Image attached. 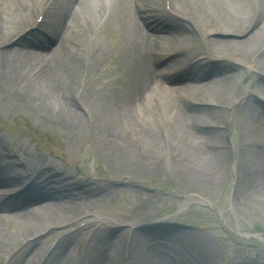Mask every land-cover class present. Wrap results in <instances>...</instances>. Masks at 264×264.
I'll return each mask as SVG.
<instances>
[{
    "label": "rangeland",
    "instance_id": "rangeland-1",
    "mask_svg": "<svg viewBox=\"0 0 264 264\" xmlns=\"http://www.w3.org/2000/svg\"><path fill=\"white\" fill-rule=\"evenodd\" d=\"M198 1L205 8L206 2ZM156 3L159 8H164V0H157ZM238 7L237 10L233 9L242 16L243 10L248 11L245 13L246 19L243 21L241 30L240 27H232L238 31L232 33L236 39H225L227 37L218 35L219 32L212 33L211 29L223 27L216 21L210 22L208 18L198 19V21L187 20L183 16L188 15L181 9L183 16L180 19H176V16L173 15L167 17L163 13L156 14L164 17L167 24L163 26L171 31L167 35H163V32L153 33L162 35L160 39L156 38L158 41L154 40L156 45L160 48L166 46L170 49V52L165 49L162 51L157 62H153L154 66L163 68L161 65L159 66V63L165 59L164 56L180 51L187 57L203 50L208 58L189 69L171 70L173 72L169 70L172 84L180 88L179 91H173L164 96L169 104L165 102L164 105L159 106L156 99L149 97L147 101H151V103L147 107L140 108L143 119L145 118L149 123L145 122L146 125L148 128L150 125L151 130L157 136V148L162 157L155 168L138 167L135 165V160L132 158L130 161L131 158L128 154L125 155L123 150L111 148L107 137L99 138L88 128H85L80 134L78 131L77 134L75 131L70 132L60 126L45 124L40 114L35 113L29 107L33 104L29 101L25 102L24 95L27 93L21 95L27 88V82L24 85L21 82L17 85L11 84L7 86L10 90L0 91V136L4 138V142H0V148L3 146L5 150H13L28 159V166L21 165L25 169L35 166L37 164L36 156L43 154L47 160L45 162L56 166L63 164L74 176L81 172L83 180L88 179L90 183L95 182L105 190H98L91 197L86 196L83 201H89L94 206L89 211L71 218L64 227L68 231V236L75 231L78 233L80 228L84 229L78 233V239L73 240L74 243L71 240L72 244L67 252L71 259L76 255L79 242L87 248L96 250V253L100 255V260H103L104 256L106 264H170L172 262L169 260L172 258L166 253L169 249L163 246L158 250L157 246H150L148 242L176 243L178 244L177 248H182L183 246L178 242L187 245V240H193L192 243L195 242L193 250L197 251V256H199L195 261L184 257L187 262H195V264H264V96L260 95L262 86L264 87V72L256 71L252 66H249L254 65L252 63L254 55L245 59L243 55H238L239 50L251 49L252 44L231 43L224 44L228 45V47H224L217 43L210 44L209 41L212 38L225 41L243 40L251 30L254 29L257 33L263 28L264 16L262 14L256 18L253 17V14L250 17L251 11L248 6L243 9L242 6ZM207 12L209 13V10ZM170 21H173L174 24ZM105 26L111 36L97 41V44H105L110 54L109 58L105 64L100 63L92 72H86L81 77L77 76L74 88L76 90L82 88L78 86V83L81 86L84 84L89 86L94 92V99L98 106H102L110 98L112 91L121 88L126 79V71L122 65L126 54L120 47L124 41L122 33L119 31L118 22L107 21ZM192 26L199 30L196 34L194 33L195 36L192 39L189 40L177 34V31L183 28L189 30L184 32H190ZM31 28H33L32 31ZM25 30L28 34L25 35L23 41H18L15 46L12 39L11 46H15L17 51L24 47L23 51H25L24 54H27V58L33 54L27 53L28 50L25 48L44 52L39 56L43 60L45 55L52 53L58 45L45 26L36 28V24L32 22ZM172 32L175 37L169 35ZM263 34L264 31L260 32L258 39ZM78 42L84 44V47L81 45V49L84 51L87 46L86 40L80 37ZM89 47L90 45L88 49ZM244 53L242 52V54ZM239 57L244 61H239ZM21 59L22 55L16 53L15 62L19 68L17 74L26 76L30 73L32 66L29 65L21 69L24 66ZM174 62L178 63V61ZM197 76H201V78ZM191 77L194 78V81L190 80ZM28 83H31V80ZM247 102L250 106H244ZM176 106L183 109L189 116L183 118L174 112L176 114L170 120L169 114H173L172 109ZM252 107L259 108L256 113L260 116H255V113L250 112L253 110ZM210 112L213 114L210 115ZM181 123L186 131L180 133L177 128ZM28 126L30 130H28ZM209 131L216 133L214 137L223 145L220 147L223 150L218 151L221 155L216 157L212 164L218 166L216 171L209 172L204 167L199 179H196V175L190 176V178L179 176L178 165L176 166L175 162L183 152L179 154L178 151L186 150L181 147L191 143V138L186 137L185 134L187 132L196 134L197 142H199V134H206ZM259 138L263 141L261 142ZM171 150H175V152H171ZM189 154L186 151L182 155L189 162L188 166L191 165L190 158L188 159ZM124 157L127 163H123ZM194 157H197V154H194ZM107 158L115 165L118 164V167L111 166ZM211 158L212 156H210ZM197 160H199L197 163L201 164L202 160L199 156ZM199 169L201 170V168ZM207 172L209 173L207 174ZM107 181L111 182L106 184ZM112 182H115V187H110ZM251 195H256V198L260 199V204H257ZM192 196L202 200H189ZM98 212L109 214L123 223V227H120L116 235L112 234L113 231L104 233L109 240L107 246H111L115 242L117 247L120 246L118 251L122 246L124 247V254L120 258L116 257L118 252L116 255L114 252H109L112 257H116L115 261L105 255L107 250L102 249L104 245L102 239L96 242L88 240L91 236L101 237V234L98 236L96 234L100 230L106 231L109 228L105 221H96ZM129 219L135 224L144 225V227H141L140 231L133 230L132 225L128 223ZM17 222L14 221L7 231H15L14 241L18 245L21 240L28 237L26 240L28 243L25 244L29 246V242L35 237H32L30 232L22 233V224ZM161 223L163 226H160ZM182 228L193 235L187 237V235L180 234L179 231ZM129 230L131 233H128ZM56 231L57 229L53 227L43 230L36 237L38 241L35 245L49 246L50 239H55L48 252L52 255L57 247V237H63V234L57 235ZM64 237L68 238L66 235ZM138 240H140V244H137ZM23 245L20 244L16 248V257L22 252ZM60 245L58 244V246ZM1 246L3 243L0 241V253L2 254L4 247ZM133 248L135 249L133 250ZM26 249L22 254L31 263L33 253L31 250L26 253ZM128 249L129 260L127 261L125 253ZM53 258L50 257L49 261ZM87 259H90V256L86 257ZM78 261L76 259L77 263ZM89 262L91 261L89 260L88 264ZM180 263V260H176L175 264ZM55 264H66V261L63 260L61 263L56 261Z\"/></svg>",
    "mask_w": 264,
    "mask_h": 264
},
{
    "label": "bare ground",
    "instance_id": "bare-ground-1",
    "mask_svg": "<svg viewBox=\"0 0 264 264\" xmlns=\"http://www.w3.org/2000/svg\"><path fill=\"white\" fill-rule=\"evenodd\" d=\"M155 1L0 0V91L10 90L7 88L8 85H17L20 82L24 85L27 82V88L24 90L25 93L23 91L21 95L27 93V95H24L25 102L29 101L33 104L32 106H28L32 111L40 114L45 124L55 127L60 126L70 132L75 131L77 133L79 131V134L85 128H88L99 138L107 137L110 141L109 143H111V148L123 150L124 154H128L129 158H131L130 161H132V158L135 160V165L138 167L150 166L155 168L162 156L157 148L158 140L155 135L156 133L151 130L150 125L149 128L146 125L145 122L147 121L145 118L143 119L140 108L147 107L151 103V101H147L149 97L156 99L159 106L164 105L165 102L169 104L164 96L169 93L171 94L173 91H179L180 88L167 79L166 72L175 67L176 63L174 61H178L180 64L185 56L176 55L177 57L175 58L172 55L169 59H165L167 61L164 64L165 68H157L153 65V62L158 59L164 49L170 52L168 47L164 46L160 48L154 42L156 38L160 39L162 35H153L151 31L162 28H154L152 24H148V21H151L149 19L152 17L151 14L157 10L154 4ZM204 1L206 2L205 8L200 5L201 3L198 0H165V3L166 6H170V10H167L168 12L173 11L183 16L180 9L184 10V13L188 16L183 17L189 21L205 20L208 18L210 22L216 21L217 24L220 23L223 27L211 29V32H219L218 35H226L227 38L225 39H236V36L232 33L238 31L232 29V27H240L241 30L243 21L246 19L245 13L248 10H243L242 13L244 14L242 16L239 12L235 11L239 8L238 6H242V9L248 6L251 11L250 17H252V14L254 18L261 14L264 16V0H247L246 2L243 0ZM208 10L209 13L207 12ZM41 15H43L41 23H45L47 31L51 33L58 45L52 53L46 54L43 60L39 56L44 54V52L25 48L28 50L27 53L33 54L27 58V54H24L25 51H23L24 47L19 48L18 52L15 49L17 42L14 47L8 45V43L14 37L19 36L32 22L35 24ZM30 18L31 20H29ZM107 21L118 22L119 31L122 33L124 43L120 47L126 54L125 60L122 62L126 71V79L121 88L112 91L110 98L102 106H98L94 99V92L89 86H86V84L81 86L78 83V86L82 88H78L77 90L74 88L77 76L80 75L81 77L86 72H92L100 63L103 62L105 64L109 58L110 54L105 44H97V41L111 36V33L106 31L107 26H105V23ZM146 22L148 26H146ZM96 28L98 29V33ZM186 29L178 30L177 34L190 40L195 36L194 33L199 32L193 26L190 32H184L189 31ZM263 31L264 25L257 33H255L254 29L251 30L248 35H245L243 40L225 41L223 39L212 38L209 41L210 44L217 43L224 47H228V45L224 44L231 43L237 45L252 44L253 47L251 49H247L246 51L239 50L238 55H243L244 59L254 55L255 58L252 59L254 65L249 66H252L256 71L262 70L264 72V34L258 39L260 37L259 33ZM173 33L169 35L175 37L172 35ZM94 35L96 36L94 37ZM80 37L87 42L84 51L81 49V45L84 47V44L78 42ZM20 38L19 40L22 42L23 40ZM88 44L90 45L89 49ZM242 52L245 53L242 54ZM16 53L22 55L21 62L24 66L20 67L21 69L29 65L32 66L30 73L26 76H19L17 74V69L19 68L15 62ZM203 55L204 52L201 51L200 54L187 56V63L200 62L203 59ZM198 57L202 58L196 60ZM173 59L175 60L173 61ZM244 59L239 57V61L241 62ZM27 77L28 79H26ZM29 80H31V83H28ZM261 94L264 96L263 86ZM244 106H250L249 102ZM252 108L253 110L250 112L255 113V116H260L256 113L259 108ZM172 110L173 114H169L170 120L173 119L176 113L183 118L184 116H189L178 106ZM211 112L209 113L210 115L213 114ZM182 126H184L183 123L177 128V131H180V133L186 131ZM171 130L173 129L171 128ZM185 135L191 138V143L185 147H181V149L185 148L186 150L178 151V153L182 154L183 152L184 154L186 151L189 152L188 159L190 158L191 165L188 166L189 162L182 156L183 154L178 156L179 162H175L176 166L180 167L179 169L177 168L179 171L178 175L189 178L196 175V179H199V175L202 174L204 167L209 172H215L218 166L216 167L212 164L215 158L221 155L218 151L223 150L220 149L223 145L214 137L216 133L209 131L206 134H199V142H197L196 134L193 135L187 132ZM0 141L4 142L2 136H0ZM260 141L262 142L263 139H260ZM171 152H175V150H171ZM194 154H197V157H194ZM2 155L7 159H12L11 157L15 156L16 161L10 160L8 165L0 167V184L7 186L6 191L12 192L10 195L4 194L6 196L0 194V241L3 243L1 247H4V252L0 253V264H2L3 258L20 246V244L28 243L26 241L28 237H26L18 245L14 241L15 231H7V228L11 227L14 221L22 224V233L30 232L31 236L35 238L29 242V246L27 244L22 246V251L25 248H27L26 253L30 250L32 251L31 253L33 254H30L32 263L29 262L24 254H20L17 259L14 257L13 259L16 260H12L10 264H55L56 261L61 263L63 260L66 261V264H85L86 257L88 256H90V261H93L94 264H105L104 259L100 260V255L96 253V250L87 248L79 242L77 243L79 254H76L74 257L72 256L73 259L68 255L67 252L71 243H74L73 240L78 239V233L83 231V228H80L78 233L75 231L72 235L67 236L68 238L64 236L57 237V247L52 255L47 253L52 246V241L55 239H50L49 246L42 245L39 247V245H35L38 241L36 237L40 232L53 227L57 229L56 233L58 235L60 233L59 230H63L71 218L89 211L94 206L89 201H83L86 196L91 197L98 190H105L95 182L90 183L88 179L86 181L83 180L81 172L74 176L63 164L56 166L45 162L47 160L43 154L36 156L37 164L31 166V175L28 178H22L18 176V165H29V160L13 150H7ZM198 156L202 160L201 164L197 163L199 161L197 160ZM210 156H212L211 159ZM123 161V163H127L125 157ZM108 162L111 166L118 167V164L115 165L109 159ZM193 164L200 167H195ZM30 178H32L31 181ZM108 182L111 181L105 183L108 184ZM111 184L112 186L110 187L116 186L115 182ZM2 191H5L4 187L0 189V192ZM251 196H253V199H256L254 201L257 204H260V199H257L256 195ZM192 198L195 199L194 197ZM86 199L88 200V198ZM2 212H12L14 216L7 219L6 216L2 215ZM96 215L97 219L105 221L109 228L106 231L100 230L96 234V236L101 234V237H89V242L91 240L92 242H96L102 239L104 241L103 250L107 249L108 251L109 248V252H118L120 246L117 247L115 242L111 246H107L109 240L104 233L113 231L112 234L116 235L123 223L113 216H108L106 213L98 212ZM128 222L134 226L133 230L135 231H140V228L144 227L140 224H135L130 219ZM128 233H131V230ZM184 234L187 236L193 235L187 230H184ZM190 241L192 242L193 240ZM140 243V240H138L137 244ZM58 244L61 245L58 246ZM150 246H157L158 250L163 248V246L167 247L169 252L177 255L182 254L186 259L194 261L198 257V252L194 251L193 246L189 243H187L183 252L172 244L154 243L153 245L150 244ZM121 252L123 253L124 250L122 249ZM66 253L67 255H65ZM50 257L54 258L49 261ZM78 258L79 262L77 263L76 259ZM128 260L129 257H127Z\"/></svg>",
    "mask_w": 264,
    "mask_h": 264
}]
</instances>
